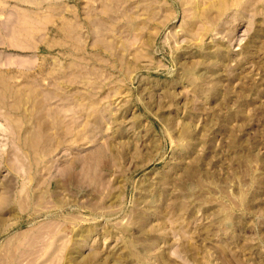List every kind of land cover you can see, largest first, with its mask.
<instances>
[{"label":"rangeland","instance_id":"rangeland-1","mask_svg":"<svg viewBox=\"0 0 264 264\" xmlns=\"http://www.w3.org/2000/svg\"><path fill=\"white\" fill-rule=\"evenodd\" d=\"M0 264H264V0H0Z\"/></svg>","mask_w":264,"mask_h":264},{"label":"bare ground","instance_id":"bare-ground-1","mask_svg":"<svg viewBox=\"0 0 264 264\" xmlns=\"http://www.w3.org/2000/svg\"><path fill=\"white\" fill-rule=\"evenodd\" d=\"M36 34H37V33H36ZM36 96L38 97V95H36ZM31 97H32V96H27V97L24 96V97H21L20 100L26 103V102H28L30 99L33 98V97H32V98H31ZM49 98H50V97H49ZM39 102H40V100L38 101V104H39ZM41 103L43 104V101L40 102V106H42ZM44 103H45V102H44ZM47 130H48V127H47V126H41V131H42L43 133H42V137L39 138V140L37 141V143L39 142V144L42 145L43 143H45V142H47V141H50V142H51L52 139H50V137H47V136H46V135L48 134V133L46 134V131H47ZM48 136H49V135H48ZM53 140H55V139L53 138ZM56 140H57V139H56ZM28 143H29V142H28ZM59 143H60V140H59ZM38 149H39V148H38ZM42 160H43V159H41V161H42ZM33 161H35V160H33ZM38 161H39V163H41L40 159H39ZM34 165H35V164H34ZM36 165H37V164H36ZM28 166H29V164H28ZM71 166H72V165H71ZM73 166H74V165H73Z\"/></svg>","mask_w":264,"mask_h":264}]
</instances>
